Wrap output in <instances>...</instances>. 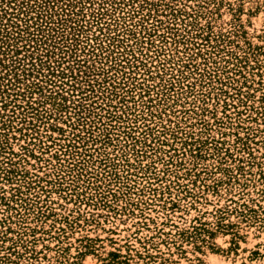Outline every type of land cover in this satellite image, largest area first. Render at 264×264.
<instances>
[{
    "label": "rangeland",
    "instance_id": "374dc122",
    "mask_svg": "<svg viewBox=\"0 0 264 264\" xmlns=\"http://www.w3.org/2000/svg\"><path fill=\"white\" fill-rule=\"evenodd\" d=\"M0 264H264V0H0Z\"/></svg>",
    "mask_w": 264,
    "mask_h": 264
}]
</instances>
